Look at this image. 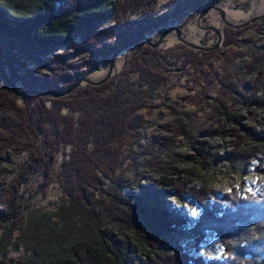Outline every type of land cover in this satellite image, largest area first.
I'll return each mask as SVG.
<instances>
[{
    "label": "trees",
    "instance_id": "1",
    "mask_svg": "<svg viewBox=\"0 0 264 264\" xmlns=\"http://www.w3.org/2000/svg\"><path fill=\"white\" fill-rule=\"evenodd\" d=\"M6 1L5 7L0 5V83L12 106L0 104V264H136L139 250L145 252L144 264H264V187L258 193L234 188L214 198L207 184L193 186L194 173L189 172L183 178L161 176L152 187L139 183L137 191L103 187L108 166L120 164V170L127 164L121 156L136 145L141 116L156 111L162 91L222 49L209 52L184 44L153 49L147 41L154 43V33L161 37L172 26L182 29L194 13L198 17L227 0H173L170 14L147 8L143 17L124 22L121 0ZM147 1L161 3H143ZM245 29L226 27L224 46L233 47ZM76 38L84 40L85 55L93 54L82 66L76 62L81 57L72 60L69 53H56ZM87 38H93L99 50H89ZM113 38L120 48L133 45L127 47L131 53L123 67L107 82L82 84L59 98L49 94L73 87L106 61L110 65L118 47L106 41ZM35 64L47 74L35 76L30 68ZM256 102L258 109L264 108V99ZM222 108L223 130L233 126L228 131L236 138L235 160H254L256 171L264 176V131L256 132L255 126L243 124L242 115ZM249 140L253 145L244 148ZM190 142L198 168L210 171L216 163L210 143ZM117 179L123 181L119 175ZM51 186L64 196L53 224L44 223L50 214L44 219L25 217L28 202L36 195L46 197ZM172 197H189L198 217H185L170 207ZM89 224L86 244L76 242L77 229L85 232ZM110 225L131 231L132 237L117 240L120 236ZM210 233L226 253L222 260L190 255L175 240L179 234L191 237L199 253ZM21 243L32 251L28 260L11 256ZM165 244L172 253L164 250Z\"/></svg>",
    "mask_w": 264,
    "mask_h": 264
},
{
    "label": "rangeland",
    "instance_id": "2",
    "mask_svg": "<svg viewBox=\"0 0 264 264\" xmlns=\"http://www.w3.org/2000/svg\"><path fill=\"white\" fill-rule=\"evenodd\" d=\"M134 1L121 0L123 10H125L123 15L125 16L120 15V21L139 19L143 17V12L147 8L156 10L159 14L164 12L170 14L169 12L174 10L173 0H161L158 5L151 1H147L146 4L143 3L145 0ZM223 3L221 6L211 7L224 10L226 21L234 25H241L254 18L264 16V0H227ZM0 5L5 7L7 1L0 0ZM204 11L198 17L195 16V13L193 17H188L184 22L185 25L181 27L183 30L179 28L180 26L174 27L162 41L160 39L163 34L161 37H157L154 33L151 36L154 40L152 44L161 42L158 47L154 48L146 43L153 49H166L177 44H184L196 50L209 52L217 51L218 47L222 49L218 50L203 66L194 71L191 69V72H186L187 75H184L181 81L177 82L176 79L177 85H174L173 88L162 91V98L157 101L156 111L151 115L141 116L142 125H140L142 127L137 131L136 145L128 154L126 152L121 156L122 159L126 156L125 163L127 164L123 165L120 170H117L120 164H116V168L115 166L110 168L112 165L108 166L106 174L103 176L104 188L118 189L123 192L137 191L139 190V183L152 187L159 184L158 181L161 176L175 174L183 178L184 172L194 173L192 175L195 178L193 186L198 187L201 184L210 186L214 198H218L234 188L240 189L242 193H258L264 187V176L256 171L257 167L254 160L245 163L235 160L233 152L236 138L228 131L229 129L232 130L233 126L230 125L223 130L225 118L223 115L224 108H222L224 105L232 114L242 115L245 119L243 124L250 127L255 126L256 132L264 131V108L258 109L256 102L264 99V73H260V70H264V17L245 27L246 29L242 28L245 31L237 37L236 44L233 47H226L224 46L227 33L225 28L231 27L227 26L221 18V14L213 9L209 10L201 19ZM148 26L149 24L147 28ZM218 33L221 35L220 42ZM99 37L103 38L104 36L100 35ZM92 39L87 38L85 40L86 43L92 45H88L89 50L92 48L99 50V47L97 48L96 45L92 44L94 43ZM119 43L117 38L106 41L107 45L118 47L117 51L122 48L119 47ZM217 44L219 46L215 47ZM83 46L84 40L76 38L56 53H69L68 58L72 60L81 57L82 60L76 62L77 65L82 66L83 59L91 61L93 55L91 52L85 55L82 52ZM126 50L127 48L116 57L112 75L115 69L120 70L123 67L127 60L126 57L131 53V51L126 52ZM27 64L29 66V63ZM110 65L106 61L104 67L96 69L86 77L91 81L100 82L108 75ZM21 68L24 69V67ZM30 68L35 71V76L43 77L45 73L47 74L37 64ZM22 75L21 77L24 78V73ZM82 84L89 83L82 82ZM1 85L0 83V104L7 103L11 108L12 101L9 94ZM20 96H24V94ZM189 132L192 133V138L189 136ZM190 138L193 143L197 140L210 143L209 149L216 155L215 166L210 171H202L198 168L199 159L192 149ZM252 145V141L249 140L244 148H249ZM119 161L121 162L120 157ZM118 175L122 177L123 181H118ZM36 183V180H33L31 184H35L36 187ZM36 197L28 202L30 205L26 209L25 217L30 215L32 218L44 219L46 214H50L46 216L50 220L44 222L45 226H49L48 223L51 224L52 219L55 218L56 211L58 212L64 196L60 188L51 186L46 192V197L42 194L36 195ZM168 204L170 207L181 211L188 218H197L200 213L195 202L191 201L189 197L184 199L172 197ZM87 220L86 217L82 218V222H87ZM82 222L78 225H83ZM109 227L120 236L117 238L119 241L124 238V235L132 237L131 231L124 230L121 226L110 225ZM87 230H91L90 224L85 232L77 229L78 240L76 242L86 244L85 241L89 238ZM175 240L184 245L190 255H202L207 260H222L226 257L223 247L217 242L213 233L209 234L207 242L201 246L199 253L195 252L191 237L179 234L176 235ZM17 247L18 251L13 252L14 250H12L11 256H19L28 260L32 251L23 247L22 243ZM163 248L166 252L172 253L168 244H165ZM138 252L139 256L137 255L135 262L136 264L141 262L144 264L145 252L143 250Z\"/></svg>",
    "mask_w": 264,
    "mask_h": 264
},
{
    "label": "water",
    "instance_id": "3",
    "mask_svg": "<svg viewBox=\"0 0 264 264\" xmlns=\"http://www.w3.org/2000/svg\"><path fill=\"white\" fill-rule=\"evenodd\" d=\"M212 9L218 11V12L221 14V18L224 20L225 24H226L227 26L231 27V28H234V29H242V28H245V27L251 25L252 23H254V22H256V21L261 20V18L264 17V16H260V17H257V18L252 19L250 22H246V23L241 24V25H234V24H231V23H229V22L226 21V13L224 12V10H222V9H220V8H216V7H211V8H207V10L204 11V13L201 15V19L203 18V16H204L209 10H212ZM210 28H211V27H210ZM172 29H174V26H172V27L169 28L168 30H165V32L163 33V35H162L160 41H162V40L165 38L166 34H167L169 31H171ZM215 31H216V30H215ZM178 32H179V34H180V31H178ZM216 32H218V31H216ZM218 34H219V33H218ZM220 41H221V35L219 34V42H220ZM147 43H148L149 45H152L154 48H156V47L159 46V44H160L161 42H158V43H156V44H152L151 41L148 40ZM218 44H219V43H218ZM218 44H217V46H215V47H218V46H219ZM131 45H133V43H129L127 46L122 47L119 51H117L114 55H112L113 57H112V60H111V65H110L109 73H108V75H107L103 80H101L100 82H94V81H91L89 78L85 77V78H83L79 83H77L73 88H71L70 90H67V91H65V92H61V93L50 92V94H51V95H54V96H56V97H62V96L68 95V94H70L72 91H74L78 86H80V85L82 84V82H83V83L93 84V85H101V84L105 83V82L111 77V75H112V73H113L114 66H115V60H116V57H117V56H118V55H119L124 49H126L127 47H129V46H131ZM190 45H192V44H190ZM192 46H194V45H192ZM194 47H195V46H194ZM0 69H1V67H0ZM1 70H2V69H1Z\"/></svg>",
    "mask_w": 264,
    "mask_h": 264
},
{
    "label": "snow or ice",
    "instance_id": "4",
    "mask_svg": "<svg viewBox=\"0 0 264 264\" xmlns=\"http://www.w3.org/2000/svg\"><path fill=\"white\" fill-rule=\"evenodd\" d=\"M194 214H195V212H194Z\"/></svg>",
    "mask_w": 264,
    "mask_h": 264
}]
</instances>
